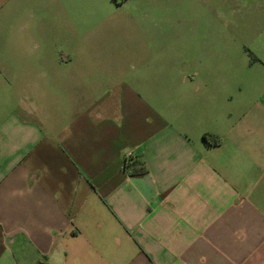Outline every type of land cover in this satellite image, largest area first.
I'll return each mask as SVG.
<instances>
[{
    "label": "crops",
    "instance_id": "1",
    "mask_svg": "<svg viewBox=\"0 0 264 264\" xmlns=\"http://www.w3.org/2000/svg\"><path fill=\"white\" fill-rule=\"evenodd\" d=\"M71 6L0 0V264H264V83L213 49L157 81Z\"/></svg>",
    "mask_w": 264,
    "mask_h": 264
},
{
    "label": "rangeland",
    "instance_id": "2",
    "mask_svg": "<svg viewBox=\"0 0 264 264\" xmlns=\"http://www.w3.org/2000/svg\"><path fill=\"white\" fill-rule=\"evenodd\" d=\"M71 5L78 39L85 35L101 40L104 50L121 44L127 50L140 36V49L151 51L157 81L165 68L179 63L180 52L213 49L220 65L229 59L238 78L264 83V0H71Z\"/></svg>",
    "mask_w": 264,
    "mask_h": 264
},
{
    "label": "trees",
    "instance_id": "3",
    "mask_svg": "<svg viewBox=\"0 0 264 264\" xmlns=\"http://www.w3.org/2000/svg\"><path fill=\"white\" fill-rule=\"evenodd\" d=\"M204 139L209 142L210 144L212 145H217L219 143V139H214L212 138L211 136L209 135H205L204 136ZM127 162V161H126ZM139 162L138 161H135L133 163H126V170L130 173V174H138V173H144L145 169L143 168H140L138 169L137 166H138ZM133 168V169H132Z\"/></svg>",
    "mask_w": 264,
    "mask_h": 264
},
{
    "label": "built area",
    "instance_id": "4",
    "mask_svg": "<svg viewBox=\"0 0 264 264\" xmlns=\"http://www.w3.org/2000/svg\"><path fill=\"white\" fill-rule=\"evenodd\" d=\"M131 158V154L128 155L127 159H130Z\"/></svg>",
    "mask_w": 264,
    "mask_h": 264
}]
</instances>
